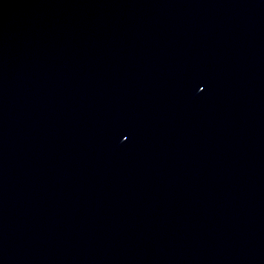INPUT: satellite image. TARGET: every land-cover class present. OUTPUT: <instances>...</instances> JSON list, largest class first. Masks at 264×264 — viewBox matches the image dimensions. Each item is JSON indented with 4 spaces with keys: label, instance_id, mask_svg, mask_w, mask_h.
Instances as JSON below:
<instances>
[{
    "label": "water",
    "instance_id": "1",
    "mask_svg": "<svg viewBox=\"0 0 264 264\" xmlns=\"http://www.w3.org/2000/svg\"><path fill=\"white\" fill-rule=\"evenodd\" d=\"M0 264H264V0H0Z\"/></svg>",
    "mask_w": 264,
    "mask_h": 264
}]
</instances>
